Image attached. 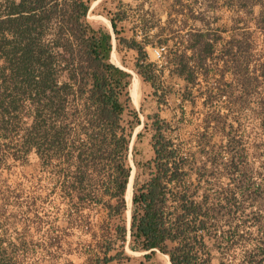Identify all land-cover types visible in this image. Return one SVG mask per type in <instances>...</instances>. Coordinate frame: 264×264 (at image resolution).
<instances>
[{"label":"trees","instance_id":"obj_1","mask_svg":"<svg viewBox=\"0 0 264 264\" xmlns=\"http://www.w3.org/2000/svg\"><path fill=\"white\" fill-rule=\"evenodd\" d=\"M89 10L86 0H0V138L17 133L14 124L27 117L19 146L23 162L32 150L40 162L57 159L70 201L75 205L91 200L104 211L103 238L113 231L115 239L127 242L145 260L159 251L170 264H229L226 250L242 237L231 222L243 208L212 202L205 193L198 199L192 178L199 183L206 166L193 173L188 169L189 155L179 150L169 136L170 122L157 112L147 116L153 157L145 162L149 177L133 184L128 233L125 193L132 171L131 134L122 122L124 111L130 110L140 123L130 107L132 74L112 61V34L92 26ZM110 24L114 38L136 52L137 74L159 103L166 102L165 93H158L163 65L151 61L145 50L152 42L118 37L116 20L111 18ZM194 29L187 34L192 41L187 47L197 51L189 57L180 54L175 72L196 85L198 75L208 73L213 42L208 31ZM223 55L232 61L231 48ZM21 101L27 103L25 112ZM220 219L228 226L224 230L218 228ZM261 235L238 264L264 262V231ZM113 243L104 240L97 264L113 260L108 255ZM1 246L0 240V264H9Z\"/></svg>","mask_w":264,"mask_h":264},{"label":"rangeland","instance_id":"obj_2","mask_svg":"<svg viewBox=\"0 0 264 264\" xmlns=\"http://www.w3.org/2000/svg\"><path fill=\"white\" fill-rule=\"evenodd\" d=\"M86 1L90 6L88 21L96 29L112 32L110 19L114 18L118 37L138 41L151 39L146 35L163 29L160 37L153 38L154 45H148L152 61H156L152 48L163 45L158 39L176 35L169 43L177 42L182 24L204 25L211 37L220 36L215 58L208 61V73L205 78L200 76L196 85L185 86L164 70L158 89L165 93L163 103L137 74L136 52L116 39L113 52L114 62L139 78L138 104L131 102L130 107L138 112L140 123L130 110L122 116L131 134L128 162L133 169L132 188L134 181L141 183L149 177L145 162L153 157V151L147 116L157 112L170 122L169 136L179 150L189 155L188 169L193 173L200 165L206 166V171L201 167L205 176L199 183L194 174L192 178L201 195L198 199L205 193L212 202L243 208L231 222L242 237L225 254L229 264H238L264 231V0ZM230 48L232 61L223 55ZM20 103L25 112L27 103ZM26 121L23 116L14 124L17 133L0 138V240L9 264H97L106 239L114 243L108 254L113 260L105 264H169L159 251L145 260L141 252L131 251L127 242L115 239L113 231L103 238L104 211L91 200L75 205L70 201L57 159L40 162L32 150L28 162H23L19 146ZM14 155L20 159L15 160ZM217 225L222 230L228 227L223 219Z\"/></svg>","mask_w":264,"mask_h":264},{"label":"crops","instance_id":"obj_3","mask_svg":"<svg viewBox=\"0 0 264 264\" xmlns=\"http://www.w3.org/2000/svg\"><path fill=\"white\" fill-rule=\"evenodd\" d=\"M169 6L171 8H174V5L173 4H169ZM167 16L168 17L171 16L170 11L167 12ZM182 25H183V28L180 31L182 33V35H179L180 40H178L177 42H174L171 45L169 43L170 40H173L174 38H176V35H167V37H163V38L158 39V41H159L160 44H163V43H161V41H166L165 42V45L168 48L170 47L169 48L170 50L168 49V51H169L168 54L165 55V59L162 62L158 63V64L160 66L163 65V72L162 73H164V70H166L167 71V74L169 75V77H173V78L179 79L184 85L186 84L185 86H187L190 83L187 84L186 81L182 77H180L179 75H177V73L175 72V67H176L175 66V61H176V58L180 54H184L186 57H189V56H191L193 54V52H196L197 51L196 49L192 50L191 48L187 47L192 42L191 39L188 38V35H187L188 32L195 30L194 28H201L202 31H208L210 33V36H209L210 39L209 40L213 42V54H212L211 57H209L206 60L207 69H208V61L215 58L214 57V54H215V51H216V45L219 42L220 36L218 37L217 40H215L216 39L215 35L213 37H211L210 30L209 29H204V25H200V26H198V25H190V24H185V25L182 24ZM162 30L160 32L153 33L151 36L150 35H146L147 37L149 36V38H151L149 40L152 42V44H147L145 46V50L148 53V57L150 56L149 55L150 53H149V48L148 47L154 45L153 43H155V42L153 41V38L154 37H160L162 35ZM173 32L174 31H172L171 34ZM144 33L146 34L147 32L144 31ZM149 59L152 61V59L150 57H149ZM190 63L192 64L193 61H191ZM200 76L203 77V75L200 74V75H198V79H199Z\"/></svg>","mask_w":264,"mask_h":264},{"label":"bare ground","instance_id":"obj_4","mask_svg":"<svg viewBox=\"0 0 264 264\" xmlns=\"http://www.w3.org/2000/svg\"><path fill=\"white\" fill-rule=\"evenodd\" d=\"M106 21V20H105ZM111 58H112V61L114 62L115 60V54L114 52L112 51L111 53ZM117 66L125 69L126 71H128L129 73L133 74V77H132V82H131V86H130V96H131V99H132V102L137 105L138 104V96H139V92H138V86H139V78L137 77V75L130 69L126 68V67H123L122 65H120L118 63V61L114 62ZM132 176H131V180H130V183L127 185V189H126V193H125V199L127 201V204H128V209L126 211V215H127V219L130 217V204H131V196H132V177H133V169H132ZM167 257V256H166Z\"/></svg>","mask_w":264,"mask_h":264},{"label":"built area","instance_id":"obj_5","mask_svg":"<svg viewBox=\"0 0 264 264\" xmlns=\"http://www.w3.org/2000/svg\"><path fill=\"white\" fill-rule=\"evenodd\" d=\"M166 51H167V46L165 45H159L152 48V52L156 58L157 63L163 61Z\"/></svg>","mask_w":264,"mask_h":264},{"label":"water","instance_id":"obj_6","mask_svg":"<svg viewBox=\"0 0 264 264\" xmlns=\"http://www.w3.org/2000/svg\"><path fill=\"white\" fill-rule=\"evenodd\" d=\"M112 29V28H111ZM111 34H112V51L114 50V36H113V32H111ZM112 51H111V53H112ZM130 149H131V141H130V143H129V151H130ZM132 167V166H131ZM132 172V171H131ZM131 176H132V173H131ZM131 176H130V178H129V182H128V184L130 183V180H131ZM129 219H130V217L127 219V228H128V233H129ZM168 263L170 264V262H169V260H168Z\"/></svg>","mask_w":264,"mask_h":264}]
</instances>
